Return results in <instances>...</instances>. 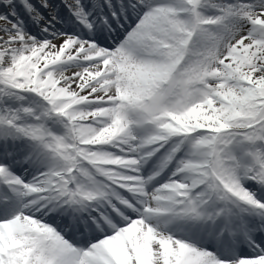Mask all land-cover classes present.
Here are the masks:
<instances>
[{"label":"snow or ice","instance_id":"snow-or-ice-1","mask_svg":"<svg viewBox=\"0 0 264 264\" xmlns=\"http://www.w3.org/2000/svg\"><path fill=\"white\" fill-rule=\"evenodd\" d=\"M0 264H264V0H0Z\"/></svg>","mask_w":264,"mask_h":264}]
</instances>
